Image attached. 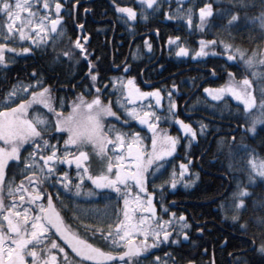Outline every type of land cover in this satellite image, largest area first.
Instances as JSON below:
<instances>
[{"label":"snow or ice","instance_id":"6c2138e0","mask_svg":"<svg viewBox=\"0 0 264 264\" xmlns=\"http://www.w3.org/2000/svg\"><path fill=\"white\" fill-rule=\"evenodd\" d=\"M170 2L174 6L169 7L165 0H139L137 11L113 0L116 12L124 14L119 18L129 28L133 26L132 21L146 20L149 15H158L161 11L165 18L184 21L188 27L192 25L195 12L199 17L195 23L197 30L212 26L208 17L214 10L207 0L195 9L191 5L185 6L187 0ZM67 3L70 5L68 14L74 16L79 7L78 0H67ZM258 5L260 11L252 16L242 10L256 7L257 0H232V4L223 9L216 8L213 19L224 20L221 27L225 30L238 25L241 19L252 25V30L258 33L255 38L261 43L259 50L253 47L249 52L223 39H201L200 46L191 52L193 57H205L209 52L215 55L216 48L220 47L222 55L229 61L238 59L239 66L252 77L243 74L237 80L229 72L224 84L215 89H203L215 101L222 102V97L227 99L225 93H228L240 102L231 119L236 121L233 131H239L241 135L239 140L229 138L228 153L229 156L247 154L249 169L243 179L232 177L235 187L227 198L222 199L220 208L225 211L227 205L230 219L236 222L234 227L245 233L248 226L240 217L249 209L246 203L249 187L254 186L257 179L264 183V159L254 156L255 148L244 143L245 134H257V126L264 131V0H258ZM64 10L65 3L61 0H0V65L6 63L5 51L29 54L31 45L47 49L50 42L55 46L66 34L61 14ZM75 28L77 37L69 39L67 48L53 59L62 55L73 64L78 60L87 62L86 80L90 83L84 87L89 90L88 95L81 91L71 99L60 97L57 105L51 89L36 69L32 70L30 79H14L9 87L0 89V264H140L142 258L151 257L149 249L164 244L178 245L181 238L189 239L188 230L192 225L184 213L177 217L167 210L163 197L158 196V214L153 201L156 189L163 191L165 186L175 187L180 181L188 186L195 180L198 175L195 172L190 173L191 179H185L192 158L188 156L187 162L179 164L178 173L173 166L167 172V178L152 184L153 191L148 190L147 183L149 174L152 179L164 174L167 158L173 155L181 140L179 136L168 134L166 129H160L158 122L174 120L179 125L180 131L186 134V153L191 142L198 134L202 135L208 125L199 122L198 133L190 123L182 120L175 112L177 102L171 91L167 93V111L162 116L156 111H164L159 89L142 90L134 77L126 72L102 79L84 43L89 37L83 31V21ZM166 43L175 48L177 56L189 55V48L180 37L168 36ZM17 44L29 46L17 47ZM144 47H152L147 36ZM123 68L130 71L126 63ZM100 84L111 85L116 96L114 105L123 111L125 125L129 120L146 125L151 132L150 147L145 145L138 132L107 122L106 118L119 117L113 110L111 95L107 101L102 99L107 89L98 87ZM176 87L172 83L171 88ZM145 98H148V104L144 103ZM65 103L67 112L62 110ZM39 105L48 110L46 114L42 110L29 111L30 107ZM224 143L223 139L217 140L218 146ZM9 170H12L11 176L7 174ZM17 173L19 180L15 179ZM85 178L93 188L82 189L81 181ZM58 186L72 197L99 195L106 202L111 201L114 194L119 198L117 204L122 207L114 209L115 219L106 227L103 217H97L96 225H85L84 232H80L66 222L55 204L58 201L61 209L67 208ZM252 212L257 214L250 216V221L259 229V244L255 242L257 234H254L252 245L264 254V200L258 204L253 202ZM76 213L83 215L85 210L73 205L74 217ZM196 231L201 229L197 227ZM89 233L92 240L103 241L104 246L85 238ZM204 254L207 255L206 250ZM147 264L179 262L167 252L151 257ZM182 264H196V261L182 258ZM202 264H215V260Z\"/></svg>","mask_w":264,"mask_h":264},{"label":"trees","instance_id":"16d2710c","mask_svg":"<svg viewBox=\"0 0 264 264\" xmlns=\"http://www.w3.org/2000/svg\"><path fill=\"white\" fill-rule=\"evenodd\" d=\"M135 1L137 2V0H116V3H132ZM165 2L169 7L174 6L170 0H165ZM203 2L204 0H187L185 6L191 5L195 9L200 7ZM207 2L212 5L214 10L213 15L208 17L211 27L206 25L203 29L197 30L195 23L199 17L198 13L195 12L192 25L188 27L184 21L177 22L165 18L162 11L158 15H149L146 20L139 22L142 25H138L140 28L144 27L143 25L147 26V29L155 28L160 32V36L151 54L143 55L144 57L139 55L138 58L132 61L133 66L131 69L135 70L133 71L135 73L133 77L137 79L136 84L144 91L152 88L161 91L164 111H157L158 114L165 115L168 106L166 97L167 93L171 91L173 98L177 102L175 112L182 120L194 126L198 133L199 122L208 125L204 129L203 134H198L197 139L191 142L186 153L184 148L186 134L180 131L175 121L158 122L160 129H166L168 134L179 136L181 140L173 155L167 158V170L164 174L157 176L156 179H152L151 174H149L148 190L153 191L152 184H159L162 179L167 178V172L171 171L173 166H175L178 173L179 164L187 162L188 156L192 160L190 172L185 173V179H191L190 173L192 172L198 173V175L188 186H185L183 181H180L175 187L165 186L163 191L156 189L154 192L153 203L157 205L158 214L159 201L157 197L162 196L167 210L174 212L177 217L179 213L183 212L192 227L188 230V240L181 238V243L178 245L169 246L164 244L157 246L152 249L151 257L163 256L164 253L171 252L179 264H182V258L193 259L196 264H202V262L210 259H214L215 264H236L237 260H239V264H264V254L257 252L255 247L251 248L254 234H257L255 242L259 244V229L254 227L250 221V216L257 214L252 212L253 202L258 204L261 200H264V183L257 179L254 186L249 187L250 195L246 198L249 209L242 213L240 217L241 220L247 223V233L237 230V227H234L236 222L230 219L231 213L227 209L221 211L220 208L222 199L227 198L228 193L235 186L232 177L235 174L243 176L242 172H238L240 166L243 165L242 161L231 159L227 143L229 138L235 137L236 140H239L241 135L239 131H233L236 121L231 119L233 110L240 102L235 101L228 94L225 95L227 99L222 97V102H214L203 95L202 91L205 87L217 88L219 85L224 84L228 79L227 74L229 72L237 80L243 74L249 75V78L252 79L251 74L244 72L243 68L238 64V59L229 61L227 56L222 55L223 50L220 47L216 48L215 55L211 52L205 57H193L191 55V52L200 46L199 42L201 39H215L216 41L223 39L233 46H238L249 52H251L253 47L259 50L261 43L255 38L258 33L252 30L253 26L247 24L243 19L239 21L238 25H234L227 30L221 27L225 22L224 20L213 19L215 9H223L226 5L232 4V0H219V2L217 0H207ZM90 6L93 18L100 21L92 22L89 17L87 18L86 29H83V31L87 33L90 39L86 47L87 51L92 54L90 58L96 64L99 76L107 80L113 75H118L116 72H112V66L123 61L128 53L127 45H125L126 48H123L121 44L119 45V41H122V39L118 36L123 35L124 29L123 26L119 27V24L116 27L114 26L112 22L114 17L105 10L102 0L92 3ZM136 9L138 11V8ZM233 10L236 9L234 8ZM242 11H246L252 16L257 15L260 11L258 0L256 7ZM111 16L113 20L110 18ZM77 22H80V18L77 19ZM64 27L66 34L57 40L55 46L50 42L47 49L31 45L32 52L29 54L5 51L6 63L0 65V89L9 87L14 79H30L32 70L36 69L38 75L42 74L41 78L44 84H47L51 89L52 95L55 97L54 103L57 105L60 97H65L66 100L71 99L77 92L81 91L88 95L89 90L84 87L85 84L90 83V81L86 80L87 62L78 60L73 64L63 58L62 55L57 59H53L58 52L62 53L67 48L66 42L69 39L77 37L78 31L75 29L71 17L64 22ZM168 36L180 37L181 42L189 48V55L177 56L175 48L166 43ZM15 46L29 45L17 44ZM158 57H160L159 60L151 61L158 59ZM97 58L98 63H96ZM142 69L147 70L146 73L144 72L146 81H156L150 87L141 85L139 71ZM172 83L176 84L177 87L175 89L171 88ZM98 87L107 89L102 99L107 101L109 94L111 95L113 110L117 111V116L119 117V119L116 117L106 118L107 122L117 127H127L138 132L145 137L146 146L150 147L151 133L145 127L135 120H129L127 125H125L123 111L118 110L114 105L116 96L112 93L111 85L100 84ZM8 106L11 105L9 104ZM33 110H42L45 114L48 111L43 109L42 105L30 107L29 111ZM62 110L68 111L66 103ZM60 139L62 140V137ZM218 139H223L225 143L218 146ZM262 141H264V131H261L259 126H257V134H245L244 143L255 148L254 154L264 159V142ZM25 151H27V148H25ZM7 174L11 176L13 174L12 170H9ZM15 179H20L18 173ZM81 185L82 189L94 187L86 178L83 184L81 182ZM59 191L62 193L63 203L67 205V208L61 209L60 203L56 201L55 204L58 210H61L66 222L80 232H84L85 225H96L98 223L97 217H103L106 227L107 223L115 219L116 212L114 209L122 207V205L117 204L119 198L113 194L112 200L106 204L98 202L100 207L109 206L108 210L111 209V214L100 215L99 212H94L90 208H83L85 205L79 201L80 196L72 197L62 187H59ZM53 195L55 194L53 193ZM99 198L101 197L99 196ZM41 199L44 198L41 197ZM171 202H175V206L171 207ZM73 205L84 209L85 214L76 213L74 217ZM165 218L167 219V217ZM197 227L201 229L200 232L196 231ZM90 237L91 234L89 233L85 238H89L90 242L98 243L99 246H104L103 241H94ZM205 250L207 255L204 254ZM66 251L68 250L66 249ZM151 257L142 258L140 264H147V260Z\"/></svg>","mask_w":264,"mask_h":264},{"label":"flooded vegetation","instance_id":"af4514ba","mask_svg":"<svg viewBox=\"0 0 264 264\" xmlns=\"http://www.w3.org/2000/svg\"><path fill=\"white\" fill-rule=\"evenodd\" d=\"M96 1H98V0H78L79 7L75 10V15L71 16L68 14V9L70 8V5L67 3V0H61L62 3H65V10L62 13V15L64 17V22L67 21V18L71 17L73 20L74 27L76 24H79V23H81V21H83V29H86L85 24H86V20L88 17L92 22L100 21L99 19H94L92 12H91L90 4H92ZM102 1H103V6H104L105 10L110 15H112L114 17V20H113L112 16L110 17L113 20L112 22H113L114 26L116 27V25H118V24H119V27L123 26V29H124V32L122 33L123 35L118 36L120 39H122V41H119L120 42L119 45L121 44L123 46V48H126L125 45H127V49H128V53L125 56V58L123 59V61L113 65L111 70L114 73L116 72L118 75H123L126 72L127 75L134 76L135 73L133 71H135V70L131 69V67L133 66L132 61H134L136 58H138L139 55L141 57H144L143 55H148V54H151L153 52V49L157 45L156 42H157V39H159L160 32L157 31L155 28L154 29H147V26H145V25H143L144 27H142V28L138 27V25L139 24L142 25V23H139L136 20L132 21L133 26H132V28H129L128 25L124 22V20L119 18L121 15H124V14H119L116 12L113 1H110V0H102ZM138 2H139V0H137V2L135 1L132 3L122 2L121 5L122 6H125V5L130 6V7H133L136 9V8H138ZM85 9H89V11L85 12L84 11ZM138 11H139V8H138ZM79 18H80V22H77V19H79ZM107 20H109V19H107ZM108 22L111 23L110 20ZM145 36L148 37L149 42L152 44L151 49L144 47V37ZM80 39L83 40V37L81 36ZM89 39H90V37H89ZM133 51H135V53H136L135 56H133ZM130 56H131V58L129 59ZM159 59H160V57H158V59H153L151 61H157ZM125 63L128 64L130 71L123 68V65ZM144 68H146V67H144ZM144 72L146 73L147 70L142 69L139 71V75H140L139 78L141 81V85L147 87L146 86L147 84H150V85L154 84L156 81H148V80L146 81L144 79V74H145ZM134 79H135V82H137V79L135 77H134ZM150 85L148 87H150ZM203 95H204V91H203ZM191 114H193V113H191ZM194 129H195V127H194Z\"/></svg>","mask_w":264,"mask_h":264},{"label":"rangeland","instance_id":"374dc122","mask_svg":"<svg viewBox=\"0 0 264 264\" xmlns=\"http://www.w3.org/2000/svg\"><path fill=\"white\" fill-rule=\"evenodd\" d=\"M33 46H35V45H33ZM36 47V46H35ZM259 70V69H258ZM212 89H215V88H212ZM147 91H150V90H147ZM226 94H228V93H225V95ZM204 95L208 98V99H210V100H213V98L211 97V96H209L207 93H205L204 92ZM228 95H230V94H228ZM214 102H217V101H215V100H213ZM144 103L145 104H148L149 103V101H148V98H145V101H144ZM153 103H154V101H153ZM204 104V103H203ZM205 105V104H204ZM156 111H160V109H156ZM139 123V122H138ZM140 124V123H139ZM141 125V124H140ZM178 125V124H177ZM141 126H143V127H145L146 129H147V127H146V125H141ZM179 126V125H178ZM193 128H194V126H192ZM148 130V129H147ZM149 131V130H148ZM150 132V131H149ZM151 133V132H150ZM141 137L143 138V142L145 143V137L144 136H142L141 135ZM145 140V141H144ZM145 145H146V143H145ZM149 146H151V141H150V145ZM254 156H256L255 154H254ZM256 157H258V156H256ZM259 159H261L260 157H258ZM231 159H237L238 161L240 160V161H242V164L243 165H241L240 166V168L238 169V172H242L243 173V176H241V175H238V174H235L233 177H238V178H240V179H243L244 177H245V175H246V173H247V171H248V169H249V166H248V164H247V154H245V153H233V155H231ZM82 182V184L84 183V181H81ZM234 182H235V180H234ZM234 185H235V183H234ZM246 186V185H245ZM235 187V186H234ZM80 196V202L82 203V204H84L85 206L83 207V208H90V209H92V211H94V212H99V214L100 215H103V214H111V212H110V210H108V208H109V206H105L104 208L103 207H100V206H98V202L100 201V202H103V204H106L107 202L106 201H104L103 200V198L101 197V198H99V196L97 195V196H95V197H90V196H86V195H83V194H81V195H79ZM79 196H77V197H79ZM93 203H95V205H93ZM91 206V207H90ZM225 209H227V205H225ZM138 239H139V237H137Z\"/></svg>","mask_w":264,"mask_h":264},{"label":"water","instance_id":"95a60500","mask_svg":"<svg viewBox=\"0 0 264 264\" xmlns=\"http://www.w3.org/2000/svg\"><path fill=\"white\" fill-rule=\"evenodd\" d=\"M63 12H64V11H63ZM63 12H62V13H63ZM62 13H61V14H62ZM88 37H89V36H88ZM88 41H89V39H88ZM88 41H85L84 43L87 44ZM149 85H150V84H147L146 86L148 87ZM170 206H171V207L175 206V202H171V203H170ZM61 243H62V241H61ZM251 248H254L253 245H252ZM66 249L71 253V250H70V249H68V248H66ZM152 251H153L152 249H149V252H150V253H151Z\"/></svg>","mask_w":264,"mask_h":264}]
</instances>
